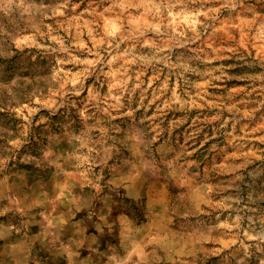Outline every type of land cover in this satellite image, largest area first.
Here are the masks:
<instances>
[{"label":"rangeland","instance_id":"obj_1","mask_svg":"<svg viewBox=\"0 0 264 264\" xmlns=\"http://www.w3.org/2000/svg\"><path fill=\"white\" fill-rule=\"evenodd\" d=\"M0 264H264V0H0Z\"/></svg>","mask_w":264,"mask_h":264}]
</instances>
